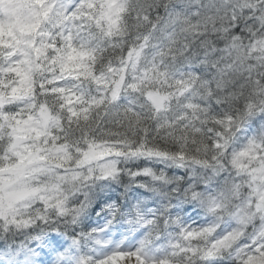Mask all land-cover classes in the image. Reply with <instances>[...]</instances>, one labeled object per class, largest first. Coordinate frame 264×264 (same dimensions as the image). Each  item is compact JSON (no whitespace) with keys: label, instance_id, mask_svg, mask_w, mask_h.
I'll use <instances>...</instances> for the list:
<instances>
[{"label":"clouds","instance_id":"clouds-1","mask_svg":"<svg viewBox=\"0 0 264 264\" xmlns=\"http://www.w3.org/2000/svg\"><path fill=\"white\" fill-rule=\"evenodd\" d=\"M116 6L0 0V41L66 31L88 54L30 70L52 89L20 105L63 142L43 167H0V264H98L124 246L187 264L216 229L236 247L264 234V0Z\"/></svg>","mask_w":264,"mask_h":264},{"label":"snow or ice","instance_id":"snow-or-ice-1","mask_svg":"<svg viewBox=\"0 0 264 264\" xmlns=\"http://www.w3.org/2000/svg\"><path fill=\"white\" fill-rule=\"evenodd\" d=\"M48 2L53 4V12H63L70 0ZM88 6H92L90 2ZM121 10L116 0H107L106 15ZM18 26L23 28L22 24ZM74 52L79 56L88 55L72 49L66 31L52 32L46 39L36 36L27 47L18 40L0 41V167L15 169L29 157L37 168L43 167L49 151L63 142L61 138L54 144L37 123H30L32 112L20 105V97L26 92L34 97L48 95L52 84L38 82L30 70H48L62 59L67 67L68 61L74 59ZM35 107L39 108V103ZM10 150H14V157L6 154ZM202 231L212 232L213 229L203 226ZM236 239L237 235L230 229H216L205 249H185L182 254L187 264H191L195 256L200 257V264H219L225 255L230 256L233 264H264V234L254 233L239 247L235 246ZM98 264H172V261L162 255L149 258L140 247L124 246L117 247Z\"/></svg>","mask_w":264,"mask_h":264},{"label":"trees","instance_id":"trees-1","mask_svg":"<svg viewBox=\"0 0 264 264\" xmlns=\"http://www.w3.org/2000/svg\"><path fill=\"white\" fill-rule=\"evenodd\" d=\"M193 218H195V217H193ZM197 223H200V221H199V220H197Z\"/></svg>","mask_w":264,"mask_h":264}]
</instances>
